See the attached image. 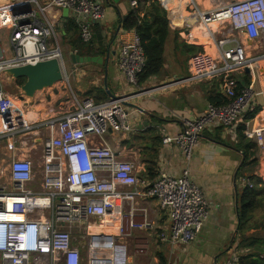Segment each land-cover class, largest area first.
<instances>
[{
  "label": "built area",
  "instance_id": "2783aa9c",
  "mask_svg": "<svg viewBox=\"0 0 264 264\" xmlns=\"http://www.w3.org/2000/svg\"><path fill=\"white\" fill-rule=\"evenodd\" d=\"M102 1L46 0L42 5L38 0H19L0 5V138L12 153L7 166L0 163V264H83L75 245L82 240L87 246L88 264H118L114 255L117 236L106 231L114 224L92 220L112 221L119 216L122 222L117 235L128 236L129 229L135 227L132 215L118 211V203L133 202L138 197L156 200L167 212L170 230L162 233L161 239L171 246L193 242L203 229L209 203L193 181L189 166L180 177L161 173L154 181L144 183L134 162L120 159L103 143L110 131L131 130L124 105L127 95L103 104L91 98L76 99L73 111L50 119L46 123L50 139L44 145L43 191L30 188L34 165L29 157L17 155V147L24 146L22 136L32 125L23 117L15 118V107L2 77H7L5 72L11 68L53 58L63 60L59 45L51 43L58 22L43 21L38 13L68 8L69 17L80 26L82 41L89 44L93 41L91 24L101 23L106 16ZM126 1L134 12L144 16L140 0ZM187 1L189 13L180 21L181 29L200 28L215 48V55L200 52L189 58L191 78H220L229 102L209 104L203 116L185 121L183 132L165 136L164 144L178 147L189 165L205 130L243 123L249 137L264 148V128L252 129L247 116L254 112L253 91L248 87L238 90V82L231 76L248 63L246 42L264 41V0ZM13 7L20 13L15 14ZM29 7L31 11L27 12ZM146 64L138 34L126 31L117 55L118 72L129 85L139 87L138 78ZM225 264H239V258L231 257Z\"/></svg>",
  "mask_w": 264,
  "mask_h": 264
},
{
  "label": "crops",
  "instance_id": "0c3cea01",
  "mask_svg": "<svg viewBox=\"0 0 264 264\" xmlns=\"http://www.w3.org/2000/svg\"><path fill=\"white\" fill-rule=\"evenodd\" d=\"M2 1L9 3L19 0ZM38 1L43 5L46 0ZM164 1L178 13L182 11L180 7L185 0ZM102 4L106 10L105 19L98 24L92 23L91 30L96 48L105 50L101 56L106 58L108 53L110 55L107 74L104 65H73L70 54L75 51L68 46L70 52L67 58L63 57V61L67 77L71 75L76 79L73 82L75 86L72 85L73 92L81 95V99L91 98L96 104L109 102V94L117 97L135 94L127 98V102L134 106L125 107L129 113L127 120L131 130L121 133L110 131L105 135L103 143L109 145L120 159L134 162L138 177L144 183L152 182L147 180L151 161L156 165L157 176L164 173L180 177L189 166L193 181L202 189L209 203L208 216L196 240L175 246L161 239L162 233H169L171 222L167 212L160 208L156 200L138 197L133 202L122 205L118 203V211L132 215L131 221L135 227L129 229L128 236L117 235L122 222L119 216L113 217L112 221L102 218L92 220L114 224L106 231L117 236L114 247L116 261L118 264H166L168 261L174 264H225L231 257L236 256L240 260L242 256L253 252V258L264 264V206L255 210L245 230L241 233L239 231L240 202L244 188L252 176L264 178V148L253 137H249L243 123L231 128L213 127L205 130L189 165L178 147L166 145L163 141L167 135L176 136L183 132L185 121L203 116L209 104L228 99L223 93L220 78L203 81L191 78L189 58L193 54L181 47L182 43H186L203 48L201 52L215 55L209 35L198 27L192 30L181 29L180 21L176 23L171 17V35L166 43L162 71L149 82L133 87L117 69L119 47L126 34L122 27L123 21L132 9L126 0H103ZM38 18L58 22L54 32L60 28L61 34H65L63 26L66 18H63L62 11L48 10L44 14L38 13ZM176 32L179 34V48L175 41ZM258 48L264 51V41L246 42L248 63L231 73L238 85L242 83L253 91L254 112L247 115L251 119L252 129L264 128V57H257L262 52ZM246 67L250 68L251 73L245 71ZM103 92L107 94L106 98ZM48 94L45 107L41 106L45 110L42 111L40 106L34 108L37 111L34 119L35 114L31 110L15 108V117H23L32 125L29 133L22 136L25 144L17 147V155L29 157L33 162L34 178L30 188L38 193L43 191L44 145L50 139L46 123L71 111L69 102H60L58 105L62 93L58 95L53 91ZM11 156L6 141L0 138V163L7 166ZM6 183H10L7 178ZM138 188L143 191L142 185ZM147 223L151 225L147 226ZM235 234V240L232 241ZM240 236L251 241L258 240L253 250L237 249ZM75 245L83 256V264H88L85 241Z\"/></svg>",
  "mask_w": 264,
  "mask_h": 264
},
{
  "label": "trees",
  "instance_id": "16d2710c",
  "mask_svg": "<svg viewBox=\"0 0 264 264\" xmlns=\"http://www.w3.org/2000/svg\"><path fill=\"white\" fill-rule=\"evenodd\" d=\"M140 3H145V5L143 6L144 16L141 17L138 15V13L131 10V13L127 17H125L122 26L125 31L129 32L134 30L138 34L146 56L147 64L145 70L139 75V85L149 82L152 78L159 75L162 71L165 64V47L171 35L170 15L168 11L163 7L162 2L160 0H140ZM187 3L188 1H184L182 8L180 7V10L182 9V11L178 12V14L180 15L177 16V19L179 21L183 20L184 16L186 15L185 6ZM175 13L177 14V12ZM63 32L65 33L64 35L62 34L64 41L76 53L80 55L105 54L104 49L96 48L94 40L89 44H86L82 41L80 35V26L75 22L73 18L69 17L65 20ZM178 38L179 34L178 32H176L175 41L177 43V48H179ZM181 47L183 49L186 48L190 50L192 54H196L202 51V48L187 45L186 43H182ZM238 86V90L246 88V86L242 83H239ZM91 93L92 92H90L89 95H91ZM103 94L106 98L107 94L105 92H103ZM228 102V99H226L225 101L219 103L214 102L212 104L221 105ZM148 172L149 177L147 178V180L154 181L158 177L156 172V165L153 161H151L148 166ZM250 179L252 182L250 181V183L244 188L240 202V233L245 230L246 225L248 224L254 211L259 207L264 206V178L259 175H254ZM240 238L241 240L237 245V249L242 248L246 250H253L254 244L258 242V240L256 239H253L251 241L242 236H240ZM252 254L253 252L247 256H242L239 260V264H262L261 260L254 259Z\"/></svg>",
  "mask_w": 264,
  "mask_h": 264
},
{
  "label": "water",
  "instance_id": "95a60500",
  "mask_svg": "<svg viewBox=\"0 0 264 264\" xmlns=\"http://www.w3.org/2000/svg\"><path fill=\"white\" fill-rule=\"evenodd\" d=\"M13 10L15 11L14 7ZM31 9L27 10L30 12ZM20 13V11H15V14ZM70 11L68 8L62 10L63 18H69ZM110 55L104 58L101 55H80L76 52L70 54V59L73 65H85V64H97L104 65L106 74L108 68V61ZM245 71L247 73H251L249 67H246ZM6 76L9 78L17 79H25V83L22 85L21 90L24 92L26 97L34 98L37 92L43 91L50 87H53L56 83L61 82L66 77L65 73V64L63 60L53 58L46 61H40L35 65H25L22 67H16L6 70ZM135 95V94H133ZM133 95H127V97H132ZM109 97L112 100H116L119 97L110 95ZM125 107L131 106L128 102H124ZM134 106V105H132ZM236 234L233 237L232 241L235 240Z\"/></svg>",
  "mask_w": 264,
  "mask_h": 264
},
{
  "label": "rangeland",
  "instance_id": "374dc122",
  "mask_svg": "<svg viewBox=\"0 0 264 264\" xmlns=\"http://www.w3.org/2000/svg\"><path fill=\"white\" fill-rule=\"evenodd\" d=\"M162 3H163V7L165 9H167L168 13L170 14V17H173V20L176 23H178L179 20L177 19V16L175 14L176 9L168 7L164 3V1ZM3 4H6V3L3 1L0 2V5H3ZM144 5H145V3L143 4V6ZM185 13H186V16L189 13V11L186 10V6H185ZM51 43L53 46H56L58 44L59 47L61 48L64 59L67 58L68 53L70 52V49L63 39V35L60 32V28H57V32L55 33V38L54 37L52 38ZM258 51H262V50L259 49ZM254 56H256V55L254 54ZM257 57L258 58L264 57V51H262L261 54L258 55ZM65 73H66V66H65ZM75 80L76 79L74 77L69 75L68 77H65L64 80H62L61 82L56 83L53 87H50V88L45 89L43 91L37 92L35 94L34 98H28V97H26L24 92L21 90L22 85L25 83V79L15 80V79L9 78V77H5V78L2 77V83H3L4 89L7 91L8 95L10 96L12 104L14 105V107L15 108L22 107L26 111L27 110H31V111L33 110L32 112H34L35 115L33 116L32 119L36 118V115H37L36 114L37 111H35L34 108L36 106H40L41 110L42 109L45 110L42 107H45V105H46V98L48 97V99H49L48 93L53 92V91L58 95L61 93L63 95L59 99L58 105L60 102H62V103L69 102L70 110L73 111L74 105L76 103V99L77 100H83V99H81L82 98L81 95H77V93L75 91L73 92V90H72V85H73V87L75 86V83H73ZM76 84H78V82ZM18 117L19 116H16L15 118L17 119Z\"/></svg>",
  "mask_w": 264,
  "mask_h": 264
},
{
  "label": "bare ground",
  "instance_id": "6f19581e",
  "mask_svg": "<svg viewBox=\"0 0 264 264\" xmlns=\"http://www.w3.org/2000/svg\"><path fill=\"white\" fill-rule=\"evenodd\" d=\"M6 1H7V0H6ZM185 1H187V0H185ZM207 5H208V4H207ZM215 26H216V25H212L213 28H215ZM21 108H22V107H21ZM32 111H33V110H32ZM25 112H26V111H25ZM29 113H30V112H29ZM33 114H34V113H33Z\"/></svg>",
  "mask_w": 264,
  "mask_h": 264
}]
</instances>
